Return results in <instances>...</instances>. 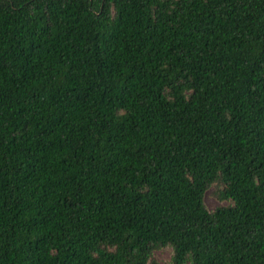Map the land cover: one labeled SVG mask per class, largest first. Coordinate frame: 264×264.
I'll return each instance as SVG.
<instances>
[{"label":"trees","instance_id":"obj_1","mask_svg":"<svg viewBox=\"0 0 264 264\" xmlns=\"http://www.w3.org/2000/svg\"><path fill=\"white\" fill-rule=\"evenodd\" d=\"M164 248L264 264V0H0V264Z\"/></svg>","mask_w":264,"mask_h":264},{"label":"rangeland","instance_id":"obj_2","mask_svg":"<svg viewBox=\"0 0 264 264\" xmlns=\"http://www.w3.org/2000/svg\"><path fill=\"white\" fill-rule=\"evenodd\" d=\"M205 204L210 211H214L220 206L226 205L217 201L213 195L212 191H209L205 196ZM172 258V250L170 248H164L155 253V259L160 264H169Z\"/></svg>","mask_w":264,"mask_h":264}]
</instances>
